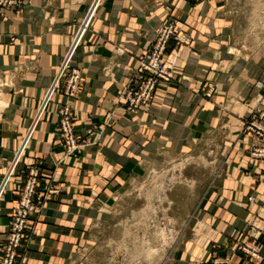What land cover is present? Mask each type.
Wrapping results in <instances>:
<instances>
[{"label": "crops", "instance_id": "1", "mask_svg": "<svg viewBox=\"0 0 264 264\" xmlns=\"http://www.w3.org/2000/svg\"><path fill=\"white\" fill-rule=\"evenodd\" d=\"M94 1L21 0L0 6V183L5 160L30 130L15 177L9 174L2 184L0 247L29 167L35 166L42 190L59 185L61 191L46 195L32 213L18 264H104L94 258L95 237L104 234L107 221L118 219L129 179L205 139L219 141L229 164L202 202L207 244L193 241L164 264H214L241 235L264 246V161L249 157L252 138L242 130L264 93L257 86L264 82V54L240 47L264 43V37L248 35L264 7L257 0H102L54 88ZM168 17L192 43L171 57L173 81L158 84L152 101L139 111H127L121 94ZM73 70L81 74L80 85L69 97L66 83ZM211 86L217 89L208 95ZM66 103L77 135L89 141L75 156H65L58 131ZM234 264H264V257L248 262L238 256Z\"/></svg>", "mask_w": 264, "mask_h": 264}, {"label": "rangeland", "instance_id": "2", "mask_svg": "<svg viewBox=\"0 0 264 264\" xmlns=\"http://www.w3.org/2000/svg\"><path fill=\"white\" fill-rule=\"evenodd\" d=\"M251 2L254 4L255 1H248V3ZM257 3L264 7V0H257ZM247 14L243 13L242 20H245ZM167 20L174 21L177 25L178 21L175 18L168 17ZM163 22L157 30L150 47L138 59V64L153 47ZM242 24L245 25V21H242ZM255 24V26L248 28V35H258L263 38V11L261 16L257 17ZM177 29L179 30L178 27ZM241 31L247 33L246 28H243V30L239 28V33ZM184 45L186 44L178 45L175 41L170 42L166 53L170 67L171 57L175 50H179ZM240 47H245L247 50L254 49L253 51L256 49L261 50L264 54V43H253L241 45ZM260 83L263 85H259ZM257 86L264 87V82L258 81ZM213 87L217 89V86H211L207 92L208 95L215 91ZM263 97L264 93L260 96V99ZM125 108L129 111L127 105ZM136 111H139V109ZM244 135L246 136L245 133ZM220 146L218 140L205 139L196 142L191 150L187 149L176 158L171 157L162 161L156 165V169L148 172H137L134 179L131 177L121 193L125 196V199L120 203L118 219L107 221L104 225V234L95 237L97 246H95L93 252L94 258L103 261L104 264H164L166 261L181 255V252L185 251L193 241L195 244H207L204 230L209 227L205 221L200 219L199 214L203 207L202 202L209 195L212 185L219 186L223 176L227 173L228 158L223 154ZM250 148L251 145L248 150L249 157L252 158ZM18 150L13 153L12 159L5 160L7 171L0 185L6 178ZM23 157L24 155L12 177H15ZM1 159L2 157H0ZM4 187L5 185L0 187V199L5 191ZM242 236H238L232 241L233 244L227 254L218 256L216 259H226L231 261L232 264L238 256L248 262L262 260L264 246L257 239L253 240L250 236ZM245 243L261 246L262 257L256 259L244 250Z\"/></svg>", "mask_w": 264, "mask_h": 264}, {"label": "built area", "instance_id": "3", "mask_svg": "<svg viewBox=\"0 0 264 264\" xmlns=\"http://www.w3.org/2000/svg\"><path fill=\"white\" fill-rule=\"evenodd\" d=\"M101 1L102 0H95L89 13L87 14L79 30L77 38L74 41V43H77L75 44L72 53L71 51L68 53L57 73V77L54 82L56 87L60 84L61 80L64 78L67 72L66 70L69 68L70 61L73 57L76 47L78 46V38L80 39L85 30L89 27L90 23L88 19L93 13L96 5ZM20 3L21 0H0V6L5 7H13ZM171 41H175L178 45H190L192 43L191 38L185 33V31L181 29L178 30L177 25L174 21H168L166 19L159 30L157 39L153 47L143 56L128 86L125 88V91L121 95L120 102H124L127 105V109L129 111L142 109L152 101L158 84L162 82L167 83L174 79V73L171 67L168 65V60L166 57L167 49ZM80 78L81 74L78 70L71 71V74L68 76L66 83V94L69 97H73L77 94L80 85ZM259 85L263 84L260 83ZM46 99L47 98H45L42 107H45L48 103ZM48 100H50L49 97ZM58 131L61 135L62 143L65 147V156L77 155L81 151L82 147L89 143L87 139H83L81 136L77 135L72 108L68 103H66L60 109V122ZM29 132L30 130L28 131V133ZM243 133L246 134V137L252 138V143L250 144L252 161H264V97L260 99V103H258V106H256L251 111L250 116L245 120ZM27 135L25 136L22 145L26 141ZM19 150L11 164L10 169L14 165V161L17 159ZM62 160L63 158H60V162ZM17 166V164L14 165V172ZM2 184L0 185V187L2 186ZM60 191L61 187L59 185L47 187L46 191L42 190L40 183V169L35 166L29 167L27 180L21 190L19 205L13 210L11 215L12 220L10 224L9 234L6 241L0 247V264H18L19 249L27 238L29 221L32 213L37 209L38 204L42 201L43 198L46 197V195L57 194ZM244 246V250L248 251L256 259H260L262 257L261 246L255 244L251 245L248 243H245ZM214 264L232 263L231 261L226 259H216L214 261Z\"/></svg>", "mask_w": 264, "mask_h": 264}, {"label": "bare ground", "instance_id": "4", "mask_svg": "<svg viewBox=\"0 0 264 264\" xmlns=\"http://www.w3.org/2000/svg\"><path fill=\"white\" fill-rule=\"evenodd\" d=\"M54 86H55V84H54ZM54 88H56V86H55ZM13 164H14V163H13ZM14 165H15V164H14ZM14 165H13L12 168L10 169L8 175L11 174V173L13 174V172H14V171H13V167H14ZM8 175H7V176H8ZM6 178H7V177H6Z\"/></svg>", "mask_w": 264, "mask_h": 264}]
</instances>
